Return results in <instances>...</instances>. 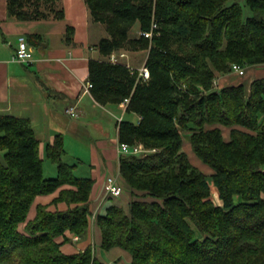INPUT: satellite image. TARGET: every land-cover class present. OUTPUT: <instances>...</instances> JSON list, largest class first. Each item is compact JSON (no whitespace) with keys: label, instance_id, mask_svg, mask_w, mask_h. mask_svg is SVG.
Listing matches in <instances>:
<instances>
[{"label":"trees","instance_id":"obj_1","mask_svg":"<svg viewBox=\"0 0 264 264\" xmlns=\"http://www.w3.org/2000/svg\"><path fill=\"white\" fill-rule=\"evenodd\" d=\"M58 1L8 0V13L18 20L62 19ZM85 1L93 21L110 31L98 44L102 56L127 44L150 49L148 80H138L124 62L90 59L88 81L99 103L129 98L127 112L140 116L139 123L121 121L120 142L157 149L120 155L132 199L128 210L113 204L97 213L102 247L127 251L126 264H264V76L249 92L244 83L214 86L217 73H229L235 63H264V0ZM136 23L142 32L156 24L152 38L130 39ZM74 32L68 26V43ZM27 38L42 45L39 33ZM186 135L209 175L183 150ZM0 152V264H109L90 246L61 250L58 237L67 230L87 232L94 185L61 160V135L47 145V158L58 162L55 177L44 175L40 141L27 118L0 114ZM66 184L77 189L61 188ZM212 184L221 203L212 197ZM57 190L53 203L68 208L38 204L28 220L34 199Z\"/></svg>","mask_w":264,"mask_h":264},{"label":"crops","instance_id":"obj_2","mask_svg":"<svg viewBox=\"0 0 264 264\" xmlns=\"http://www.w3.org/2000/svg\"><path fill=\"white\" fill-rule=\"evenodd\" d=\"M61 2L65 12L62 19L51 16L40 20H18L9 15L8 0H0V114L29 119L40 141L43 158L47 156V145L53 144L58 135L63 138L65 148L61 160L63 156L68 157V138L77 144H87L90 152L87 172L89 178L94 180L90 208L101 212L107 200L102 199L106 177L117 172L120 165V154L117 149L119 141L117 116L123 107L112 103L103 105L92 94L85 92L89 61L104 59L98 44L106 35L101 32L98 22L92 20L85 0ZM70 25L75 30L72 43L67 41ZM31 33H39L43 38L40 47L32 45L34 61L22 63L13 60L19 37L24 35L27 38ZM249 71H252V74H249ZM237 76L219 74L217 82L219 84L215 88L239 83L250 87L256 78L264 76V69L252 66L244 76ZM69 106L76 107L78 116L66 113L65 110ZM109 114L112 119L109 118ZM133 115L135 119L132 121L139 123L140 116L136 113ZM85 162L83 158H78L68 164H74L73 171H78L79 165ZM57 195L58 190L38 195L36 203L30 208L28 220L35 217L37 203L50 204ZM67 208L68 205L63 202L49 205L52 211ZM21 225L24 230L25 224ZM58 240L60 241L61 237ZM90 243L89 238L84 240L80 247L65 246L63 251L65 253L83 251Z\"/></svg>","mask_w":264,"mask_h":264},{"label":"rangeland","instance_id":"obj_3","mask_svg":"<svg viewBox=\"0 0 264 264\" xmlns=\"http://www.w3.org/2000/svg\"><path fill=\"white\" fill-rule=\"evenodd\" d=\"M235 1H238L242 5H245V0H235ZM61 6H62V2L60 0V1H58V7H61ZM244 9H245V15H249L250 9L247 6H245ZM111 17H112V15L109 16V18H111ZM91 18H92V16H91ZM98 24H99L98 27L100 28L101 32H103L104 35H106L105 37L106 38L110 37L111 35H110V31L108 29V25L105 23H101V22H98ZM128 33H129L128 36L130 39L139 38L140 36L143 35L142 31L140 30L138 23L134 24ZM149 52H150L149 48H143V47H140L139 45L134 46V45L127 44L124 49L116 51L114 53L116 54V56L119 57L120 61L126 63L131 68H141L143 65L146 64L148 56H149ZM110 56L104 57V59L110 60L109 59ZM252 66H255L258 69H262V68L264 69V63H259V64H255V65H251V66H243L245 73ZM219 74H221V75L237 74L238 75L237 77L244 76V74H240L238 71L232 70V69L229 73H217V76L214 80V86H217L219 84V83H217V82H219V79H218ZM249 74H252V71H249ZM242 78H245V77H242ZM242 78H240V79H242ZM249 91H250V89L248 87V92ZM86 93L92 94L91 91L86 92ZM120 105L123 107V109L121 108L122 111H121V109L119 110V116H117V121H118V117H120V116L125 117V119H127V120L135 119V116L133 115V113L127 112L126 103L124 104L122 102V103H120ZM106 114H108V113L106 112ZM109 118L112 119L110 114H109ZM120 124L121 123H119V121H118V125H117L118 134H119ZM223 130H224L223 133H224L225 138H229V129L223 127ZM119 143L120 142L118 141L117 149H118ZM137 144H142L143 146H145V144L141 143V142H137L136 144H133V145H137ZM183 150L187 151V153L189 154V157L191 159V162L195 166H198L200 170L204 171L208 175L212 172L211 169L207 165L202 163L197 158V156L194 154L192 147H191V144H190V141H189V137L187 135L184 136ZM81 152H83V153H81ZM3 153L4 152H0L1 155H3ZM43 155L45 157V152L43 153ZM89 157H90V152L88 150L87 144L86 145L84 143L77 144L76 142H74L73 140H69V138H68V157L63 156L62 161H67L68 163H73L78 158L79 159L83 158L84 161H86L84 164L79 165L80 170L74 171V173L77 176H80V175H87L88 176L87 170L89 169V167H88ZM57 173H58V162L54 161L50 158H47V156H46L44 159V175L46 177H55V176H57ZM109 177H113L114 179H116L117 183L122 186L123 192L119 197H113V198H112V196L106 197L105 193H103L102 199L106 200V198H107V200L101 209V213L104 214L106 212L107 207H109L110 205H113V204H120V205L124 206V208L126 210H128L129 209L128 201L132 199L131 190L129 189V184L127 183L126 179L121 174L120 165H119V169L117 172H113L106 177L104 186H105ZM61 188H68L71 190L77 189L76 186H73L71 184H66L65 186H62ZM103 192H104V187H103ZM58 194H59V190H58ZM70 195H72V193ZM212 197L216 203H221V200H220L219 194H218V189L216 186H213V184H212ZM262 197L264 198V192L262 193ZM36 198L34 199L31 207L36 203ZM53 199L50 202V204L37 203L36 213H37L38 204L47 205L48 208H49V205H57L58 203H53ZM59 203H61V202H59ZM63 203L67 204L66 202H63ZM93 212H94V210H93ZM90 217L91 218H90V222H89V227H88V230L86 233L78 234V233H74V232L67 230L65 233H63L62 235L59 236V237H61L60 241L63 242L61 244V250L63 251L65 246H67V247L71 246V247L78 248L81 246V244L84 240H86V239L89 240V238H90L91 243L88 245V247L89 246L92 247L94 254L97 253V257L99 259H101L102 261L107 262L109 264H126V263H128L131 258H130V254L127 251L120 249V248H112L110 250H107V249L102 247L103 231L96 224V218H94L93 213L91 214ZM21 227H22L21 229H23V225H21ZM97 236H98V239H97Z\"/></svg>","mask_w":264,"mask_h":264},{"label":"built area","instance_id":"obj_4","mask_svg":"<svg viewBox=\"0 0 264 264\" xmlns=\"http://www.w3.org/2000/svg\"><path fill=\"white\" fill-rule=\"evenodd\" d=\"M156 24L153 25L152 31L148 32H142L143 35H145L148 38H152L153 36V31L156 29ZM110 61L112 62H122L119 60V57L116 56V54L113 52L110 56ZM13 60L22 62V63H28L34 61V48L32 45L29 44L27 38L22 35L19 37V43L18 47L15 50V53L13 55ZM131 68V67H130ZM233 69L238 71L240 74H244L245 70L244 67L241 66L238 63L233 64ZM132 73L138 72V80H148L150 78V70L149 68L145 65H143L141 68H131ZM92 87V83L90 81H87L84 85V90L86 92H90ZM130 99L126 98L124 100V104L128 105ZM66 113H68L71 116H78V112L75 106H69L66 108ZM124 119L123 116L118 117L119 123ZM120 142V141H119ZM157 149H150L147 148L146 146H143L142 144H137V145H131L125 142H120L118 146V152L120 155H142L145 156L150 152H155ZM122 186L119 185L113 177H109L105 186H104V193L106 197H119L122 194ZM107 199V198H106ZM98 211L94 210L93 216L96 218Z\"/></svg>","mask_w":264,"mask_h":264}]
</instances>
